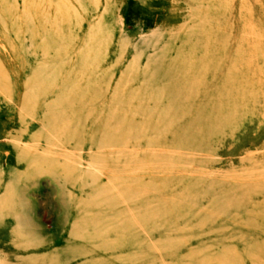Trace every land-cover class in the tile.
Listing matches in <instances>:
<instances>
[{"label": "rangeland", "instance_id": "obj_1", "mask_svg": "<svg viewBox=\"0 0 264 264\" xmlns=\"http://www.w3.org/2000/svg\"><path fill=\"white\" fill-rule=\"evenodd\" d=\"M0 198V264H264V0H0Z\"/></svg>", "mask_w": 264, "mask_h": 264}, {"label": "bare ground", "instance_id": "obj_2", "mask_svg": "<svg viewBox=\"0 0 264 264\" xmlns=\"http://www.w3.org/2000/svg\"><path fill=\"white\" fill-rule=\"evenodd\" d=\"M0 199L2 200V198H0ZM1 200H0V202H1ZM7 205H8V204H7ZM3 218H4V217H3ZM5 220H6V218H5ZM0 222L3 223V220H1Z\"/></svg>", "mask_w": 264, "mask_h": 264}]
</instances>
